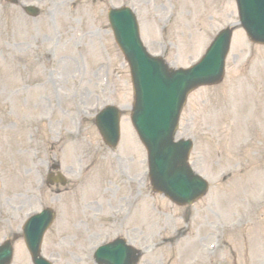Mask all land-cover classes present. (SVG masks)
Here are the masks:
<instances>
[{"label":"rangeland","instance_id":"obj_1","mask_svg":"<svg viewBox=\"0 0 264 264\" xmlns=\"http://www.w3.org/2000/svg\"><path fill=\"white\" fill-rule=\"evenodd\" d=\"M32 1H0V198L3 212L13 216L11 227L0 219V242L19 233L23 212L36 207L39 197L58 212L45 234L43 255L55 264L79 259L92 264L86 244L100 238L105 224L87 223L89 230L82 233L69 223L120 206L130 188L119 185L115 167L133 191L140 171H147L145 151L127 115L132 101L128 69L108 28L106 9L119 3L133 8L148 51L158 50L171 66L185 67L217 28L234 21L235 4L223 0L217 7L206 2L192 9L184 0L180 8L186 13L168 21L166 1L42 0L35 18L21 9ZM102 74L108 77L105 88ZM102 100L122 110L118 145L111 150L102 143L94 113L82 118L72 144L71 117ZM177 137L192 140L189 160L209 181L207 195L190 206H176L152 195L146 179L130 216L103 231L122 232L144 248L138 264H264V48L235 32L223 82L189 95ZM56 138L61 139L58 148ZM52 159H60L69 179L63 195H56L54 186L34 188ZM77 167L84 172L80 177L73 174ZM213 233L222 245L210 254L205 245ZM11 264H31L21 239L14 243Z\"/></svg>","mask_w":264,"mask_h":264},{"label":"water","instance_id":"obj_2","mask_svg":"<svg viewBox=\"0 0 264 264\" xmlns=\"http://www.w3.org/2000/svg\"><path fill=\"white\" fill-rule=\"evenodd\" d=\"M225 35H227V34H225ZM130 63H131V66L134 65V62H130ZM158 65H159V67H158L159 74L162 75L163 77H168V79H172L173 74L167 72L162 64H158ZM183 77L186 78V76H183ZM201 82H208V80L207 79H202ZM195 83L196 82L190 83L187 86L186 90L191 89L190 87L193 86ZM195 85H197V84H195ZM134 92L136 94V97H135V104H134V106H135V115L133 117V122H134V124L135 123L137 124L136 120H137V118L139 116V113H138L139 112V108H138L139 106H138V104L141 103V101L138 99L139 98L138 97V93H141V92H138V86L136 84H134ZM184 96H185V92L181 94V99L179 100V103H178L177 113H178V111H179V109H180V107H181V105L183 103ZM176 120H177V115H176V111H175L173 113V115L171 116L170 120L168 121V125H170L168 130H169V132L171 131L169 136L164 137V140H162L160 138L157 140L159 142V144H161V146L158 145V144H153L152 146L155 147V152H157L159 155H162L163 158L166 161L169 162V163L166 162L167 166L171 165V164L173 166H175V165L181 166V167L184 168L185 173L190 175L189 174V169H187L185 167V157H186V154H187V149L183 147L184 145H173V143L171 142L170 136H171V133H172L173 129L175 128ZM164 134H168V131L166 133H164ZM147 147H149V145ZM177 154H179L178 159L174 162V157ZM170 173L172 174V171H170L168 173V176H164L163 177L164 186L168 185L169 182L174 180L172 178V176H174V178H175V176H177L176 172H174V174L172 176L170 175ZM158 178H159V176H158V174H156L154 176V179L157 180ZM193 184H194V181L190 180V183H189V185H190V193L198 192L199 189H200L199 187L192 186ZM161 187H163V186L161 185L160 189H162Z\"/></svg>","mask_w":264,"mask_h":264}]
</instances>
